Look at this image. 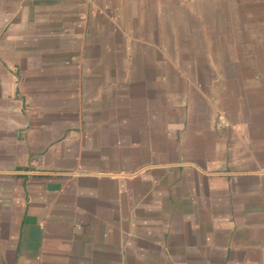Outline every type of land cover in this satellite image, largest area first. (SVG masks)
Returning <instances> with one entry per match:
<instances>
[{"label": "crops", "instance_id": "crops-1", "mask_svg": "<svg viewBox=\"0 0 264 264\" xmlns=\"http://www.w3.org/2000/svg\"><path fill=\"white\" fill-rule=\"evenodd\" d=\"M0 264H264V0H0Z\"/></svg>", "mask_w": 264, "mask_h": 264}]
</instances>
